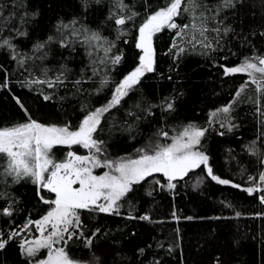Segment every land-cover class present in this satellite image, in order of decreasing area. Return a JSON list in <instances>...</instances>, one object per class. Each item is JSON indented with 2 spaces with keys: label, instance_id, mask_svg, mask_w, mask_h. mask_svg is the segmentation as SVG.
<instances>
[{
  "label": "trees",
  "instance_id": "16d2710c",
  "mask_svg": "<svg viewBox=\"0 0 264 264\" xmlns=\"http://www.w3.org/2000/svg\"><path fill=\"white\" fill-rule=\"evenodd\" d=\"M197 2V14L203 11L208 17L209 31L195 33L196 40L191 29L180 37L178 29L157 32L153 71L145 72L118 105L102 114L94 137L110 156L119 157L163 132L174 136L194 124L206 130L199 148L213 175L230 183L213 180L204 165L174 179V188L161 173L152 174L131 186L118 212L78 211L81 226L63 242L73 259L94 263V258L98 264H264L262 193L246 190L264 173V91H257L246 73H224L245 58L264 57V0H233L234 6L227 8L221 7L223 0ZM123 3L121 11L117 0H0V85H6L0 87V128L31 118L77 129L86 115L108 104L116 85L140 64V25L167 0ZM114 13L136 15L118 26ZM174 19L180 26L190 24L191 14ZM217 28L219 32L213 30ZM93 32L103 39L86 42ZM117 55L121 60L114 64ZM228 105L224 122L215 123L211 114ZM67 153L56 149L50 155L62 161ZM6 167L7 158L0 155V232L5 239L51 209L41 197L54 199L33 178L17 181L7 175ZM6 207L11 216L3 215ZM20 243L14 237L0 250V264H31Z\"/></svg>",
  "mask_w": 264,
  "mask_h": 264
},
{
  "label": "snow or ice",
  "instance_id": "6c2138e0",
  "mask_svg": "<svg viewBox=\"0 0 264 264\" xmlns=\"http://www.w3.org/2000/svg\"><path fill=\"white\" fill-rule=\"evenodd\" d=\"M233 0H223L221 7H233ZM116 7L123 10V0H117ZM200 5L197 0H167L165 6L160 7L151 15H148L139 27V42L137 47L142 49L140 64L132 72L123 78L115 87L112 99L102 108H97L94 112L86 115L76 130H71L69 125H45L29 118L28 122L21 123L12 127L0 128V155L7 158V167L5 173L14 176L17 181L24 177L33 178V182L41 187L48 189L55 194V199L44 200V203L53 207L40 220L31 221L24 225L35 224L37 230L41 233L39 238L34 240H25L20 243L22 254L27 257H36L41 249H47L48 254L44 259H39L35 264H77L71 259L63 247H54L64 241V234H69L71 239L73 228L81 226L78 210L95 209L99 212H118V201L130 191L134 183H139L153 173H163L169 179V188L175 185L171 181L177 177L183 178L191 169L199 167L201 164H208V157L195 147L199 145L200 138L204 135L205 129H200L194 124H190L178 135L172 137V142L167 145H157L154 150L139 149L141 153L135 159H121L119 161L105 160L103 163L97 155L90 152L89 155L81 156L69 151L65 160L55 162L51 158V149L54 145H82L87 149H95L96 153L101 151L100 142L92 138V133L96 131L100 123V117L103 113L109 111L112 107L118 105L121 99L128 94L140 81L145 72L153 71L152 37L155 33L167 27L178 29V37L187 34L191 29L192 40H196L195 33L200 36L209 31L207 28V19L203 11H199ZM220 9L216 10V15ZM182 13L191 14L190 24L183 26L175 23L176 17ZM136 13L125 17L122 14H113L116 25L123 26L126 21L131 20ZM215 19V16L212 17ZM73 24L75 21L72 22ZM67 28L68 25H63ZM219 32L220 29H213ZM225 32L228 29L224 30ZM51 39V37H49ZM103 38L99 33H91L85 37L86 42L101 41ZM197 43H203L197 40ZM3 44L11 47L9 41L5 40ZM204 47H210V44H204ZM43 48L44 45H38ZM176 47V44H173ZM105 51H110L105 49ZM184 51L183 48L180 49ZM121 56L117 55L112 63H119ZM225 75L246 73L250 82L257 86V91H264V57L245 58V60L234 67L224 68ZM259 74V77L257 76ZM59 81V77L57 78ZM31 83H47L49 87L53 83L48 80H33ZM106 83V82H105ZM6 85H0L3 87ZM246 85L241 86L236 93L239 97L245 90ZM44 99H49L45 96ZM22 107V105H21ZM171 103L167 104L168 109H172ZM231 105L218 109L211 115L215 117L218 113H228ZM223 126V125H222ZM168 137L167 132L161 133ZM107 167L109 171L102 175H95V168ZM208 175L220 184H229L230 181L220 179L213 175L211 167L207 168ZM47 174V175H46ZM249 179H253L249 177ZM259 180L264 182V173H261ZM239 187V185H235ZM249 193L258 189L248 188ZM264 191V189H260ZM103 200L104 203H100ZM264 203V195L260 196ZM3 215L11 216L12 210L8 207L2 210ZM175 216V213L173 214ZM239 215V214H237ZM140 219L147 220L148 216H142ZM189 219H191L189 217ZM50 225L51 230L45 233V226ZM99 231V230H97ZM18 232L13 231L7 239L0 232V250H4L9 241L13 239ZM81 235H83L81 233ZM66 243V241H64ZM91 245L92 241H87Z\"/></svg>",
  "mask_w": 264,
  "mask_h": 264
},
{
  "label": "rangeland",
  "instance_id": "374dc122",
  "mask_svg": "<svg viewBox=\"0 0 264 264\" xmlns=\"http://www.w3.org/2000/svg\"><path fill=\"white\" fill-rule=\"evenodd\" d=\"M165 28V27H164ZM163 29V28H162ZM156 34V33H155ZM154 34V35H155ZM153 35V36H154ZM139 42V40H138ZM152 43H153V37H152ZM153 47V45H152ZM142 50V49H141ZM153 60H154V56H153ZM104 107V106H103ZM102 108V107H101ZM224 114H227V113H223V112H220L218 113L212 120L215 122V123H221V122H224V119L222 117V115ZM102 116V115H101ZM101 118V117H100ZM59 126V125H57ZM98 127V126H97ZM97 129V128H96ZM71 130H76V129H71ZM94 133H92V138L96 141H98L95 137H94ZM180 134V133H179ZM179 134H176L174 136H178ZM174 136H171V135H168V137H164L162 135H159L158 137H156L155 139L153 140H150L148 141L147 143H145L143 146H140L138 147L135 151H133L132 153L128 154V155H123V156H119V157H112L108 154L107 150L105 149V147L100 143L99 146H100V149L101 151L99 153H96L95 152V149H87V148H84L82 145H72V146H68V145H54L53 148L51 149V151H54L56 149H61L63 151V149H68V152L69 151H72L74 153H76L77 155H81V156H86V155H89L90 152L94 153L95 155H97L99 157V159L101 160V162L103 163L105 160H111L113 162L115 161H119L121 159H135L137 158L141 153L138 151L139 149H147L149 151H152L155 149V147L157 145H167V144H170L172 142V137ZM201 139V138H200ZM195 151H199V152H203L200 148H199V145H197L194 149ZM204 153V152H203ZM51 154V153H50ZM205 154V153H204ZM206 155V154H205ZM67 157V155H66ZM65 157V158H66ZM52 158V156H51ZM54 160V159H53ZM65 160V159H64ZM55 161V160H54ZM63 161V160H62ZM55 162H61V161H55ZM201 165H204V164H201ZM209 164L207 165H204L206 168H208ZM193 169H196V168H193ZM191 169V170H193ZM190 170V171H191ZM105 171H109V169L107 167H103V168H95L93 170V173L95 175H102L103 172ZM155 174V173H153ZM162 175H164L163 173H161ZM47 175V174H46ZM185 176V175H184ZM166 177V176H165ZM168 179V177H166ZM179 178V177H177ZM176 179V178H175ZM174 180V179H173ZM172 180V181H173ZM169 181V179H168ZM171 181V182H172ZM40 186V185H39ZM41 187V186H40ZM43 188V187H42ZM253 188H256L258 189V191L260 189H264V182H261L260 180H258L256 186H254ZM45 189V188H43ZM46 191H49L48 189H45ZM262 195H264V191L260 190ZM50 192V191H49ZM128 193V192H127ZM126 193V194H127ZM54 194V193H53ZM125 194V195H126ZM124 197H122L117 203H118V207L121 206V201ZM54 199H55V194H54ZM53 200V199H52ZM100 203H104L103 200L100 201ZM53 207V206H52ZM51 207V208H52ZM51 210V209H50ZM49 210V211H50ZM79 211V210H78ZM47 214V213H46ZM45 214V215H46ZM43 215V216H45ZM42 216V217H43ZM41 217V218H42ZM41 218H39L38 220H40ZM31 220V219H30ZM29 221V220H28ZM28 221H26L18 230H16L15 232H18L19 235H16L15 237H19L21 243L25 240H34L36 238H39L41 236V233L37 230L35 224H29L27 228L24 227L25 224L28 223ZM31 221H37V220H31ZM51 230V226L50 225H46L45 226V233L44 235H47L48 231ZM12 233V232H11ZM67 233L64 234V238L66 236ZM63 242L64 241H61L59 244L57 245H54V247H64L63 245ZM66 251V250H65ZM48 254V250L47 249H41L40 252L37 253L36 257H28L29 259H31V264H35V262L39 259H44ZM70 257V256H69ZM71 258V257H70ZM73 259V258H71ZM77 262V264H98V262L96 261V259L93 258L94 260V263H90L89 261H85V260H78V259H73Z\"/></svg>",
  "mask_w": 264,
  "mask_h": 264
}]
</instances>
